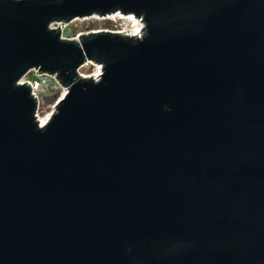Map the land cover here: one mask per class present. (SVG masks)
Segmentation results:
<instances>
[{
	"label": "water",
	"instance_id": "obj_1",
	"mask_svg": "<svg viewBox=\"0 0 264 264\" xmlns=\"http://www.w3.org/2000/svg\"><path fill=\"white\" fill-rule=\"evenodd\" d=\"M0 264H264V0H0Z\"/></svg>",
	"mask_w": 264,
	"mask_h": 264
},
{
	"label": "built area",
	"instance_id": "obj_2",
	"mask_svg": "<svg viewBox=\"0 0 264 264\" xmlns=\"http://www.w3.org/2000/svg\"><path fill=\"white\" fill-rule=\"evenodd\" d=\"M111 15H117V14H111ZM109 16V15H107ZM135 17V16H134ZM141 21L140 18H137ZM62 22L61 21H56L54 23H52L50 25V28H57ZM69 23V22H68ZM68 23H63L62 26V30H61V34L60 37L62 39H66V40H78V37L81 35H77L75 38H66L63 36V29L64 26ZM142 23V22H141ZM143 28V26H142ZM142 32V31H141ZM141 33L139 34H133L130 33L128 36H139ZM91 64L93 65L96 70H100V74H101V69L102 66L99 63H96L94 61L91 60H86L78 69H77V73L80 77L83 78H91V76H87L85 74L80 73V69L84 66V65H88ZM95 70V71H96ZM99 74V75H100ZM93 75V74H92ZM99 77V76H98ZM98 77L92 76L93 79H97ZM24 83H27L30 87V93L31 95H33V97L36 98V112H35V116L36 118L40 121V113H42V110L44 108H49L50 112L46 113V115H51L54 111H55V107L56 104L58 103V101L68 92L69 87L63 85L60 82V79H58V74L57 73H49V72H39V70L37 68H31L29 69L18 81L17 84L18 85H23ZM51 96H55V100L53 102H45V98H49ZM48 109V110H49ZM47 111V110H46Z\"/></svg>",
	"mask_w": 264,
	"mask_h": 264
},
{
	"label": "rangeland",
	"instance_id": "obj_3",
	"mask_svg": "<svg viewBox=\"0 0 264 264\" xmlns=\"http://www.w3.org/2000/svg\"><path fill=\"white\" fill-rule=\"evenodd\" d=\"M133 26L131 20L120 15H109L104 17L95 15L87 18L73 19L64 26L63 36L71 39L79 34H87L89 32L97 31H110L129 35L136 30L135 26ZM95 70L96 68L93 65L88 64L80 69V73L92 76V74L96 72ZM45 102H49L48 98H45ZM48 109L49 108H44L42 113H40V117H45L46 113L50 112V109Z\"/></svg>",
	"mask_w": 264,
	"mask_h": 264
},
{
	"label": "bare ground",
	"instance_id": "obj_4",
	"mask_svg": "<svg viewBox=\"0 0 264 264\" xmlns=\"http://www.w3.org/2000/svg\"><path fill=\"white\" fill-rule=\"evenodd\" d=\"M118 16H122L125 18H128L129 20H131V24L135 26L136 30L133 32V34H139L142 31V26L143 24L141 23V21L139 19H137L136 17H134L133 15H121V14H117ZM133 26V27H134ZM100 74V70H96V72L93 74V76L98 77ZM40 124H45L47 122V120L49 119V115H46L45 117H40Z\"/></svg>",
	"mask_w": 264,
	"mask_h": 264
},
{
	"label": "trees",
	"instance_id": "obj_5",
	"mask_svg": "<svg viewBox=\"0 0 264 264\" xmlns=\"http://www.w3.org/2000/svg\"><path fill=\"white\" fill-rule=\"evenodd\" d=\"M54 100H55V96H51V97L48 98L49 102H53Z\"/></svg>",
	"mask_w": 264,
	"mask_h": 264
}]
</instances>
